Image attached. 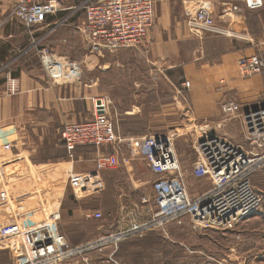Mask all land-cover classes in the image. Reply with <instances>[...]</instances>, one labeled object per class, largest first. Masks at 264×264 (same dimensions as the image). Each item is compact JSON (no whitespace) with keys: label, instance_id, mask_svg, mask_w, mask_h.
Masks as SVG:
<instances>
[{"label":"crops","instance_id":"0c3cea01","mask_svg":"<svg viewBox=\"0 0 264 264\" xmlns=\"http://www.w3.org/2000/svg\"><path fill=\"white\" fill-rule=\"evenodd\" d=\"M5 1L10 3L2 2ZM68 1L72 0H66L65 5ZM199 1L156 0L155 25L146 43L131 50L152 71L156 68L163 81L170 83L167 75L179 69L185 81L191 83L186 90L191 113L210 117L227 96L264 92V76L249 82L239 70L241 60L256 57L252 56L253 50H264V8L250 10L237 0H210L217 23L231 35L226 41L222 36L199 35L189 28L188 16L198 9ZM227 3L239 9L224 13ZM66 7L43 26H35L34 32L45 31L35 36L56 51L67 43L69 53L81 52L78 56L83 64V78L72 85H56L41 66L24 59L9 62L6 75L0 78V264L41 254L42 241L47 237H55L67 246L93 242L121 226L119 216L123 209L137 207L146 214L155 205L154 183L160 176L143 157L130 154L128 142L168 127L169 102L164 105L161 101L162 91L149 89L153 75L146 74L141 82L113 78L112 73L125 72V56L132 55V51L92 54L84 37L76 31L86 19L84 12L72 5ZM9 22V12L1 7L0 62L1 56L14 52L16 43H27L30 37L29 30L17 20ZM241 38L251 39L254 49L244 51ZM209 39L217 43L210 45ZM130 73L138 75L136 71ZM101 98L108 102L122 142L116 147L78 148L71 158L61 131L66 124L92 120L94 99ZM147 98L161 102H142ZM102 153L119 154L120 166L98 171L96 159ZM193 164L181 163L187 180ZM29 168L37 171L38 179L19 189H9L8 182L17 180ZM190 182L189 192L194 197L212 188L209 179ZM98 212L104 219H87L88 214ZM186 224L180 228L187 229ZM169 227L180 229L177 225ZM154 233L122 242L116 250L119 263L148 264L159 236ZM113 251L108 249L92 258L105 264L101 260L108 259Z\"/></svg>","mask_w":264,"mask_h":264},{"label":"built area","instance_id":"2783aa9c","mask_svg":"<svg viewBox=\"0 0 264 264\" xmlns=\"http://www.w3.org/2000/svg\"><path fill=\"white\" fill-rule=\"evenodd\" d=\"M9 1L15 17L32 28L45 24L51 16L63 11L66 0ZM237 1L250 10L264 8V0ZM155 5L156 0H85L80 10L86 19L77 26V30L87 38L92 54H115L122 50L138 49L146 43L154 26ZM223 7L224 13L229 9H239L228 3ZM187 23L193 30L200 28L205 33L229 34L217 23L210 0H200L198 9L188 16ZM42 54L45 71L53 84L72 85L81 80V63L66 57L58 58L46 49ZM239 70L244 79H249L264 72V60L245 58L239 63ZM183 87L190 88L191 83L187 81ZM220 109L226 118L237 114L243 116L249 146L236 147L217 137L207 138L200 143V155L189 176L195 180L209 179L212 183L209 191L196 197L190 194L187 175L172 150L169 138L147 136L138 141L131 140L128 142L130 154L143 157L152 171L160 176L154 184V208L146 214L137 207L123 209L119 216L120 227L83 245L67 246L55 237H47L42 241L41 254L18 258L15 264H96L92 256H101L108 249L114 251L105 263L120 264L116 250L126 240L143 239L151 233L164 232L171 225L183 227L186 223L196 234L210 230L230 232L258 213L262 199L254 189L250 176L264 168V106L243 113L241 105L224 100ZM61 138L71 158L78 148L116 147L122 142L105 98L94 99L92 120L66 124ZM119 166L117 153H102L96 159L98 171ZM11 185L12 181L8 182V188ZM86 217L101 220L103 214L90 213ZM12 231L17 234L16 228Z\"/></svg>","mask_w":264,"mask_h":264},{"label":"rangeland","instance_id":"374dc122","mask_svg":"<svg viewBox=\"0 0 264 264\" xmlns=\"http://www.w3.org/2000/svg\"><path fill=\"white\" fill-rule=\"evenodd\" d=\"M84 1L85 0L68 1L66 5L63 3V8H67L66 6L72 5L75 9H77V11H81L80 7ZM1 7L9 12V23L17 20L18 23H20V25L23 26L27 31L29 30L28 32L30 37L27 43H16L18 46L15 47L12 44L6 42V44L10 45L12 48L14 47V52L10 56L8 54H6V56L4 55V57L1 56L2 62H0V78L6 75L4 71H6V67L8 66L9 62L23 59L29 60L30 62L41 66L46 76L50 78L45 71L43 63L42 52L45 49L49 50L50 53L58 58L66 57L73 62L81 63V79L83 78V64L82 60L80 59L81 56H78L81 54V52L75 51L74 54H72V52L69 53L65 46L67 43L63 46H60L58 51H56L53 47L47 44V42L43 43V41L41 42L35 36L36 34H41L45 31H39L38 33L37 31L34 32V27L29 28L25 26L18 18L15 17L14 8L11 2L8 3L6 1H0V9ZM62 24H64V22L60 23V25ZM15 26L16 25H14V27ZM190 29L199 35H217L207 32L205 33L200 28H196L195 30L192 28ZM76 31L78 34L82 35L77 30V28ZM218 36L224 37V40L226 41L231 39L229 38V36H231L229 34ZM83 37L88 44L87 38L85 36ZM241 39L242 41L240 42L242 43L240 46L244 49V51L248 49H254L255 44H253L251 39ZM208 42L210 45L217 43V41L214 39H209ZM223 42L224 41H221V43ZM127 51H132V55L125 56L127 65L125 72L112 73V76L118 81L134 82L136 80L141 82L145 81L146 74L153 75L154 78H150L152 85L149 89L163 92L164 96L161 101L164 103V105L167 101L169 102L170 115L168 127L164 128L163 130L149 132L148 136L169 138L172 142V150L181 163L184 165H186V163L191 165L195 163L200 155V143L207 138L217 137L221 140L229 142L233 146L248 148L249 143L247 141V134L244 131L243 116L241 114H237L233 117L226 118L220 109L221 103L224 100H230L241 105L243 110L256 109L258 107L264 106V92L259 94H246L244 92L241 93L240 96H227L219 102L218 110L214 115L210 117L195 116L191 113V109L188 104L189 100L186 90L189 88H185L181 85L183 82L185 83L187 81H185L184 76L179 69L175 70L174 73H169L167 75V77L170 78V83L163 81L162 78H159L161 73L157 72L156 68H154V71H152L153 69H151V67L145 65L143 58L135 55V50ZM118 53L121 54V52ZM251 53L252 56H256V58H261L264 60V50L256 49ZM130 71H136L138 75L136 76L133 73L131 74ZM259 76H264V72L245 80L250 82L255 80V77ZM161 101L157 98H147L142 100V102L146 104L153 102L160 103ZM37 179V171L34 168H29L21 177L12 181V185L9 187V189H19L25 184L34 183ZM250 180L254 189L262 199L261 210L258 213L251 216V218L241 223L230 232H206L204 233V236H199L189 228L188 224H186L187 229L185 230L180 227H178L180 229L170 230L169 227L168 230L160 232L161 234L154 233L159 236L155 239L154 250L153 253L149 255V260L147 263L264 264V168L252 173ZM190 181L196 184L195 182L199 183L203 180L189 178L187 180L189 189L192 187ZM98 260L99 259L95 258L93 261L94 263L98 264ZM16 261L13 264H15Z\"/></svg>","mask_w":264,"mask_h":264}]
</instances>
